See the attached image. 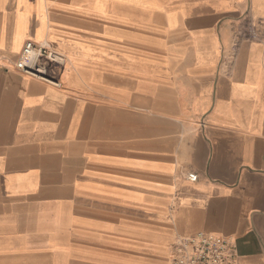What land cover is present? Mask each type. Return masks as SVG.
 I'll use <instances>...</instances> for the list:
<instances>
[{"label":"crops","instance_id":"0c3cea01","mask_svg":"<svg viewBox=\"0 0 264 264\" xmlns=\"http://www.w3.org/2000/svg\"><path fill=\"white\" fill-rule=\"evenodd\" d=\"M199 233L264 264V0H0V264H172Z\"/></svg>","mask_w":264,"mask_h":264},{"label":"built area","instance_id":"2783aa9c","mask_svg":"<svg viewBox=\"0 0 264 264\" xmlns=\"http://www.w3.org/2000/svg\"><path fill=\"white\" fill-rule=\"evenodd\" d=\"M246 26V27H245ZM256 24L250 21L241 24L235 33L236 45L249 39L261 40V34ZM16 63L17 70L32 77L49 80L43 57L60 64L65 63V57L50 49L47 43L27 41ZM187 179L197 182V174L188 173ZM236 245L232 240L218 234L199 233L194 236L177 237L173 246L172 264H235L237 259Z\"/></svg>","mask_w":264,"mask_h":264}]
</instances>
